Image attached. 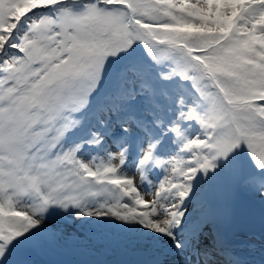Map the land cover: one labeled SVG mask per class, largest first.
Listing matches in <instances>:
<instances>
[{"label":"snow or ice","instance_id":"snow-or-ice-1","mask_svg":"<svg viewBox=\"0 0 264 264\" xmlns=\"http://www.w3.org/2000/svg\"><path fill=\"white\" fill-rule=\"evenodd\" d=\"M57 250L264 264V0H0V264Z\"/></svg>","mask_w":264,"mask_h":264},{"label":"rangeland","instance_id":"rangeland-1","mask_svg":"<svg viewBox=\"0 0 264 264\" xmlns=\"http://www.w3.org/2000/svg\"><path fill=\"white\" fill-rule=\"evenodd\" d=\"M76 255L77 254H74V253H71V252H68V251L57 250L55 252V254L53 255V257H49L48 256V261H55L54 257H59V258L63 259L62 258L63 256L64 257H70L71 259L75 260ZM86 257H88V256H86ZM89 258H91V257H89ZM104 258L110 259V260H113V261H126V260L130 261V260H134L136 257L131 255V254L124 255V254H120V253H115V254H110L108 257H104Z\"/></svg>","mask_w":264,"mask_h":264},{"label":"bare ground","instance_id":"bare-ground-1","mask_svg":"<svg viewBox=\"0 0 264 264\" xmlns=\"http://www.w3.org/2000/svg\"><path fill=\"white\" fill-rule=\"evenodd\" d=\"M137 182L139 183V178L137 177ZM146 198H149V197H146Z\"/></svg>","mask_w":264,"mask_h":264}]
</instances>
